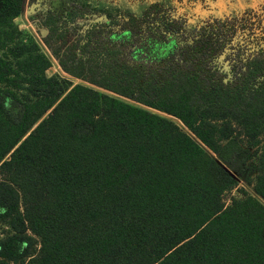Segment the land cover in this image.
I'll return each mask as SVG.
<instances>
[{
  "label": "trees",
  "instance_id": "obj_1",
  "mask_svg": "<svg viewBox=\"0 0 264 264\" xmlns=\"http://www.w3.org/2000/svg\"><path fill=\"white\" fill-rule=\"evenodd\" d=\"M22 3L0 0V264H264V91L109 43L66 49L49 19L70 86L21 37ZM239 181L252 195L227 205Z\"/></svg>",
  "mask_w": 264,
  "mask_h": 264
},
{
  "label": "flooded vegetation",
  "instance_id": "obj_2",
  "mask_svg": "<svg viewBox=\"0 0 264 264\" xmlns=\"http://www.w3.org/2000/svg\"><path fill=\"white\" fill-rule=\"evenodd\" d=\"M117 1L120 2L29 0L33 10L30 7L25 14L40 26L49 19L56 20L57 26L71 32L68 38L72 41L76 29L71 27H79L82 21L80 46L98 39L114 48L131 49V55L136 57L138 49L142 53V44H146L152 65L169 59L181 66L194 64L206 82L212 79L224 87L264 91V32L258 28L261 17L246 14L238 18L233 11L220 17L213 11L215 8L200 6V11L207 12L203 17L176 19L170 14L169 0L155 4L145 0ZM122 44L126 47L122 48Z\"/></svg>",
  "mask_w": 264,
  "mask_h": 264
},
{
  "label": "rangeland",
  "instance_id": "obj_3",
  "mask_svg": "<svg viewBox=\"0 0 264 264\" xmlns=\"http://www.w3.org/2000/svg\"><path fill=\"white\" fill-rule=\"evenodd\" d=\"M135 1V0H134ZM156 1L159 0H147V2L155 3ZM196 1V2H195ZM252 1V0H251ZM251 1L249 2L246 1V5L243 4H237L235 5V7L233 8L234 14L236 15L238 18L243 17L246 14H250L251 16H258L261 17V22H259L258 28H262L263 32H264V4L262 5V7L260 6H256V8H253L251 4ZM120 1L115 0V3H119ZM170 5L172 6L170 14L175 17L176 19H180L182 16H184L185 18H197V17H203L204 15H206V11L199 10V8L197 7V5L199 4L202 7H206L205 5V1L204 0H169ZM200 2H202L203 4H201ZM29 9H27L26 12H30V7H31V11L33 10V6L29 5ZM252 10V11H245V10ZM242 11V12H241ZM245 11V13H243ZM225 12H227L228 14H231L230 10H226ZM239 12H241V14H238ZM243 13V14H242ZM93 20V18H90V21ZM192 20V19H191ZM189 21L192 23V21ZM187 22V24L189 23ZM16 26L19 28V30L22 31V38H26L28 40H35L41 47V52L43 54H45V56L49 59L51 65L50 68L48 69V75L50 76H56L58 79L67 82L70 86H74L76 84H80L82 83L81 80L73 78L72 76H70L69 74H67L66 72L63 71V69L61 68L59 61L57 59H55L49 49V47L46 45V39L50 36L49 32H47L46 34H44V36H42V32L44 31H48L46 30L44 27L40 26V25H36L28 16L27 14H22L16 21H15ZM84 23L82 21H79V27L77 25H73V27L71 28H75L76 29V33H74L76 35L75 39L72 41V39L68 42L67 44V48L66 49H70V48H75L76 46H79L81 43V32L83 30V25ZM190 25V24H188ZM194 29V28H193ZM246 31V29H245ZM71 34V32H70ZM264 36V35H261ZM69 37V36H68ZM67 37V39L69 40V38ZM74 37V36H73ZM242 39V38H240ZM65 43V42H63ZM94 44H96L95 47L98 48H102V46L104 45V43L100 42V40H96L94 41ZM110 44V43H109ZM61 45V42L58 43V47ZM57 46V45H55ZM92 46V45H91ZM89 44H86L83 47V51L86 52H90L92 47ZM130 47H133L130 45ZM80 48V47H79ZM116 49H119L117 47H115ZM142 48H145V50L142 53H138L140 49H138V51L136 52V58L135 60H131L132 56H131V49H119V60L123 59V55L121 56V52H127L128 54V58L130 60V62H132V65H136V64H142L146 67H151V55H149V51H148V46L146 44H142ZM124 50V51H123ZM75 52H77V50H74ZM130 55V56H129ZM145 55L147 57H145ZM126 60V59H125ZM15 116L19 117L20 115V107L18 106V104H15L14 107H12ZM237 136L240 138V140H242L244 142L245 146H248V144L250 143L249 140L244 136L243 131L241 129H239L237 126H235L234 128ZM263 140L264 138L261 137L259 142L260 145H258V149H261L263 146ZM217 158V156H215ZM2 178L1 174H0V179ZM253 177H251V180ZM252 183V182H251ZM252 195V187L247 185V183L241 182L239 181L238 185L235 186V188L229 190L226 194H224L223 198L225 203L228 205L231 203V201L233 199H245L248 196ZM12 233L11 228L9 227L7 222H0V239H3L5 237H7L9 234Z\"/></svg>",
  "mask_w": 264,
  "mask_h": 264
},
{
  "label": "crops",
  "instance_id": "obj_4",
  "mask_svg": "<svg viewBox=\"0 0 264 264\" xmlns=\"http://www.w3.org/2000/svg\"><path fill=\"white\" fill-rule=\"evenodd\" d=\"M232 0H224V2H219V4L217 6H215V9L213 10L214 12H216V14H218L220 17L221 16H224L227 8L230 9V11L233 10V3H235L236 5L239 3V4H243V5H246V1L248 0H234L233 3L231 2ZM251 0H249L250 2ZM264 4V0H252L251 1V4L253 8H256V6H260L262 7V5ZM232 6V8H231Z\"/></svg>",
  "mask_w": 264,
  "mask_h": 264
},
{
  "label": "water",
  "instance_id": "obj_5",
  "mask_svg": "<svg viewBox=\"0 0 264 264\" xmlns=\"http://www.w3.org/2000/svg\"><path fill=\"white\" fill-rule=\"evenodd\" d=\"M28 3H29V0H23V3H22V14H25L27 9H29ZM46 33H47V31L42 32V36H44V34H46ZM225 170L227 172H229L232 176H234L226 167H225Z\"/></svg>",
  "mask_w": 264,
  "mask_h": 264
}]
</instances>
